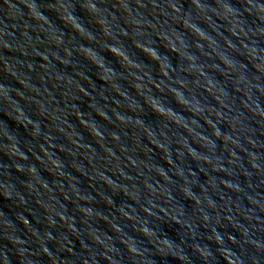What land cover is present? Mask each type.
I'll return each instance as SVG.
<instances>
[{
  "label": "water",
  "instance_id": "95a60500",
  "mask_svg": "<svg viewBox=\"0 0 264 264\" xmlns=\"http://www.w3.org/2000/svg\"><path fill=\"white\" fill-rule=\"evenodd\" d=\"M0 264H264V0H0Z\"/></svg>",
  "mask_w": 264,
  "mask_h": 264
}]
</instances>
